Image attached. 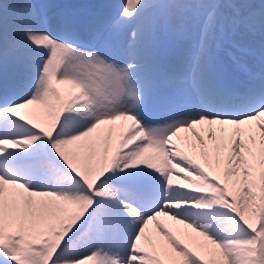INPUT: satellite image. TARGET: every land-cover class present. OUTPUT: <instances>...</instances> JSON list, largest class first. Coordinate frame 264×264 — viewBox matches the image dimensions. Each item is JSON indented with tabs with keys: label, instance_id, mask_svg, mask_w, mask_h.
Wrapping results in <instances>:
<instances>
[{
	"label": "snow or ice",
	"instance_id": "1",
	"mask_svg": "<svg viewBox=\"0 0 264 264\" xmlns=\"http://www.w3.org/2000/svg\"><path fill=\"white\" fill-rule=\"evenodd\" d=\"M22 6L8 33L0 0V264H264V48L253 70L231 39L264 34V0H124L119 52L99 18L85 39L47 0ZM159 31L194 54L161 68ZM157 78L194 99L150 117Z\"/></svg>",
	"mask_w": 264,
	"mask_h": 264
},
{
	"label": "bare ground",
	"instance_id": "2",
	"mask_svg": "<svg viewBox=\"0 0 264 264\" xmlns=\"http://www.w3.org/2000/svg\"><path fill=\"white\" fill-rule=\"evenodd\" d=\"M6 2L9 4V11L6 14L4 30L8 33H11L12 29L16 27L23 18V0H6ZM47 2L53 5L49 15L52 18L54 27L58 24L61 17H65L76 22V25L82 36L85 39H90L91 37L88 32V23L91 20L99 18L103 22L105 28L103 34L112 39L113 44H116L120 41H123V43L126 44L130 38L127 31L110 34V32L107 30L113 17L118 14V10L122 7L124 0H47ZM254 2L259 4L260 0H254ZM70 6H75V8L70 11ZM87 9H89V15H87ZM163 34V31H159L157 33L156 37H159V44L155 45V48H162V45H167L169 47L168 52L162 48L163 50L161 49L158 54L155 55V57H158V63L161 68L167 69L176 61L179 55H184L186 58L190 59L194 54V38L181 40L172 36L171 40L169 41L167 38L163 37ZM262 48H264V45L260 48L259 45H257L256 48L252 49L250 61L248 64L246 63L250 68L258 67L260 62L259 53ZM116 51L119 52L120 50ZM168 61L170 62L168 63ZM12 64L13 56L10 53L8 66L11 67ZM223 75L226 83L234 88H242L247 82L246 74L234 64H229L228 67L223 70ZM176 89H180L184 95L194 99L191 83L189 81L185 80L181 83H164L158 78L155 84H151L146 93V113L153 118L168 115L172 110L173 93Z\"/></svg>",
	"mask_w": 264,
	"mask_h": 264
},
{
	"label": "rangeland",
	"instance_id": "3",
	"mask_svg": "<svg viewBox=\"0 0 264 264\" xmlns=\"http://www.w3.org/2000/svg\"><path fill=\"white\" fill-rule=\"evenodd\" d=\"M68 6V4H67ZM66 8L68 9V7ZM70 8V7H69ZM90 9V8H89ZM87 9V12H89ZM164 33V31H163ZM104 37V35H102ZM165 37V33H164ZM172 35L167 38L169 41L171 40ZM108 39V38H106ZM231 39L235 42L236 45L239 46L240 49L246 50L244 54H242V61L247 63L250 61V55L252 53V49L256 48L259 45V48L264 45V34H262L258 29L249 30L243 26L237 28L234 33L231 34ZM123 41L116 43L113 45V49L121 50L124 46ZM256 67V66H254ZM253 69V68H252ZM226 151V149H225Z\"/></svg>",
	"mask_w": 264,
	"mask_h": 264
}]
</instances>
